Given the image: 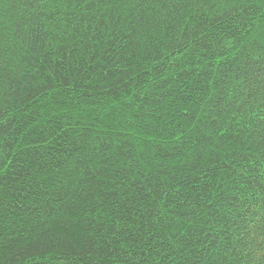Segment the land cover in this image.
I'll return each mask as SVG.
<instances>
[{
    "label": "trees",
    "instance_id": "16d2710c",
    "mask_svg": "<svg viewBox=\"0 0 264 264\" xmlns=\"http://www.w3.org/2000/svg\"><path fill=\"white\" fill-rule=\"evenodd\" d=\"M0 264H264V0H0Z\"/></svg>",
    "mask_w": 264,
    "mask_h": 264
}]
</instances>
